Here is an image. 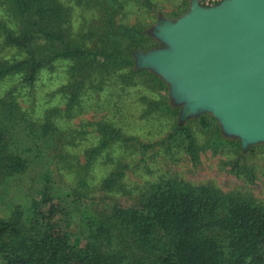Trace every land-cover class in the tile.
Segmentation results:
<instances>
[{
	"label": "trees",
	"instance_id": "1",
	"mask_svg": "<svg viewBox=\"0 0 264 264\" xmlns=\"http://www.w3.org/2000/svg\"><path fill=\"white\" fill-rule=\"evenodd\" d=\"M67 15V7L59 0H0V47L14 49L12 57H0V82L17 76L19 84L0 95V264H264V213L256 212L247 202L244 213L215 211L212 214L218 215L207 217L204 214L216 207L212 202L218 200L215 197L196 204L194 198L179 195L183 188L180 183L172 190V181L148 184L145 180L132 186L125 178V171L132 167L111 149L115 143L129 146L131 139L123 138L118 129L105 122L98 124L100 143L86 154L87 160H93L106 151L105 163L113 165L105 177L98 179L96 187L90 182L91 162H75L67 154L60 158L63 164L58 169H75L77 186L66 194L69 210L54 202L56 187L50 170L39 173L36 194L29 193L28 206L7 198L12 178L33 167L42 151L64 140L76 145L75 138L81 135L78 131L68 141L54 122L63 116L56 107L39 116H33L34 110L22 108V86H33L41 69L49 68L56 58L76 61L89 57V63L98 61L102 75L131 59L128 64H134L132 73H154L135 65L133 53L139 47L134 39L125 52L94 55L84 50L82 43L68 37L64 27ZM130 31L153 38L149 31L135 26L123 32ZM120 44V40L115 42L116 47ZM100 84L99 80L96 87ZM76 95L75 91L73 100L67 102L66 117L72 113ZM171 103L181 110V103L174 99ZM188 115V111L180 113L175 130L188 138V152L196 160L194 139L184 122ZM235 142L242 151L251 144ZM137 144L141 153L150 146ZM95 188L96 193L92 191ZM135 188L137 194L132 198ZM232 202L234 207L241 206L238 201ZM233 223L241 228H234Z\"/></svg>",
	"mask_w": 264,
	"mask_h": 264
},
{
	"label": "rangeland",
	"instance_id": "2",
	"mask_svg": "<svg viewBox=\"0 0 264 264\" xmlns=\"http://www.w3.org/2000/svg\"><path fill=\"white\" fill-rule=\"evenodd\" d=\"M59 1L68 10L64 27L69 38L82 43V48L88 49L87 52H94V55H97L95 52L106 54L118 50L125 52L129 41L134 39L139 47L133 53L135 63L138 52H146L162 45L152 32L159 19L175 20L181 17L189 10L191 2V0ZM198 1L205 6L203 0ZM215 4L217 3L212 5ZM132 26L149 31L152 40L135 32L136 30L123 32L124 28ZM117 40L121 41L118 47L115 46ZM13 51L12 47H0V57H12ZM129 61L124 65L112 67L102 75L99 72L98 61L89 63V57L76 61L72 58H56L49 68H43L38 72L33 86H22L20 96L22 108L28 112L34 110L33 116H39L44 110L56 107L61 110L63 116L57 117L54 122L60 131L67 135L68 141L71 135L78 131H81V135L75 138L76 145L64 140L56 147H47L45 152L41 149L42 154L33 162V167L26 173L12 178L7 198L14 203L28 206L29 193L36 194L39 173L50 170L56 187L54 202L60 203L64 211L66 208L69 210L70 207H66L69 205L66 194L77 186L75 169L70 171L58 169L63 164L60 158L67 154L75 162L79 161L82 164L85 161L91 162L94 166L90 182L96 187L98 179L105 177L113 165L105 163L106 151L93 160H87L86 154L100 143L101 133L98 131V124L105 122L118 129L123 138L131 139L128 141L129 146L125 143H115L111 149H114L113 155L120 156L132 167L125 171L126 181L132 186L134 183L140 185L145 180L148 184L160 180L172 181L170 185L172 190L180 183L183 188L179 195L194 198L196 204L208 200L210 202V198L215 197L218 200L212 202L216 203V207L204 214L208 215L207 217L220 213H237L239 210L244 213L243 205L247 202L255 207L256 212L264 213V142L251 143L242 151L235 142V139L240 142L241 139L226 134L213 114L202 111L188 115L184 120L186 130L194 139L197 159L193 160L188 152V138L183 132L175 130L181 110L171 106L173 97L169 83L156 73H132L134 64H128ZM129 74L130 78H123ZM16 78L17 76L0 82V95L11 86L19 85L18 81H15ZM99 80L100 88L96 87ZM75 91L78 95L74 97L72 113L66 117L67 102L73 100L71 95H75ZM80 105L81 109L78 108ZM15 138L20 137L15 134ZM138 142L150 145L146 152L139 151ZM34 151L38 152V149L34 147ZM92 191L97 192L96 188ZM136 194L135 188L131 197ZM123 199L125 198L121 199L122 202ZM248 199L250 201H247ZM232 201H238L241 206L234 207ZM215 211L219 213L212 214ZM73 227L74 225L71 228ZM233 227L241 228L235 223ZM208 228H212V225ZM261 244L264 245V239Z\"/></svg>",
	"mask_w": 264,
	"mask_h": 264
},
{
	"label": "water",
	"instance_id": "3",
	"mask_svg": "<svg viewBox=\"0 0 264 264\" xmlns=\"http://www.w3.org/2000/svg\"><path fill=\"white\" fill-rule=\"evenodd\" d=\"M152 32L162 45L138 52L136 66L169 83L181 115L208 111L242 143L264 142V0H191Z\"/></svg>",
	"mask_w": 264,
	"mask_h": 264
},
{
	"label": "built area",
	"instance_id": "4",
	"mask_svg": "<svg viewBox=\"0 0 264 264\" xmlns=\"http://www.w3.org/2000/svg\"><path fill=\"white\" fill-rule=\"evenodd\" d=\"M222 0H203V3L205 4V6H211L213 3H219Z\"/></svg>",
	"mask_w": 264,
	"mask_h": 264
},
{
	"label": "flooded vegetation",
	"instance_id": "5",
	"mask_svg": "<svg viewBox=\"0 0 264 264\" xmlns=\"http://www.w3.org/2000/svg\"><path fill=\"white\" fill-rule=\"evenodd\" d=\"M182 108H183V104L181 103V110H182Z\"/></svg>",
	"mask_w": 264,
	"mask_h": 264
}]
</instances>
